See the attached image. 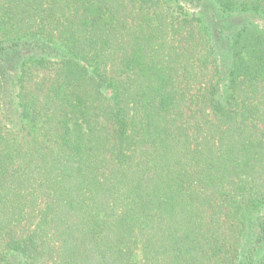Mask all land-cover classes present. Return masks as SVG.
<instances>
[{
	"label": "trees",
	"instance_id": "trees-1",
	"mask_svg": "<svg viewBox=\"0 0 264 264\" xmlns=\"http://www.w3.org/2000/svg\"><path fill=\"white\" fill-rule=\"evenodd\" d=\"M0 264H264V0H0Z\"/></svg>",
	"mask_w": 264,
	"mask_h": 264
}]
</instances>
